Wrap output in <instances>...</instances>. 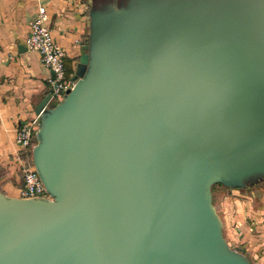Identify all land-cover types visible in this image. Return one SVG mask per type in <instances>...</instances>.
I'll return each mask as SVG.
<instances>
[{"label": "water", "instance_id": "95a60500", "mask_svg": "<svg viewBox=\"0 0 264 264\" xmlns=\"http://www.w3.org/2000/svg\"><path fill=\"white\" fill-rule=\"evenodd\" d=\"M39 113L50 197L0 188V264H254L213 184L264 180V0H91Z\"/></svg>", "mask_w": 264, "mask_h": 264}, {"label": "crops", "instance_id": "0c3cea01", "mask_svg": "<svg viewBox=\"0 0 264 264\" xmlns=\"http://www.w3.org/2000/svg\"><path fill=\"white\" fill-rule=\"evenodd\" d=\"M90 2L0 0V188L6 193L19 195L23 183L16 127L36 115V106L48 94V71L39 55L25 46L30 18L38 5H45L48 27L65 51L66 74L71 78L89 35ZM213 201L226 238L254 264H264V180L250 186L224 185L213 190Z\"/></svg>", "mask_w": 264, "mask_h": 264}, {"label": "built area", "instance_id": "2783aa9c", "mask_svg": "<svg viewBox=\"0 0 264 264\" xmlns=\"http://www.w3.org/2000/svg\"><path fill=\"white\" fill-rule=\"evenodd\" d=\"M47 11L43 4L38 5L29 21L30 33L25 41L28 50L39 55L41 65L48 75L46 88L50 94L46 105H53L65 95L73 85V81L66 74L65 51L54 40L47 23ZM39 113L28 122L16 127L15 139L22 152H20L21 168L23 170V183L19 187L20 196L42 195L50 197L45 185L36 171L31 149L36 141L35 130L38 124Z\"/></svg>", "mask_w": 264, "mask_h": 264}, {"label": "rangeland", "instance_id": "374dc122", "mask_svg": "<svg viewBox=\"0 0 264 264\" xmlns=\"http://www.w3.org/2000/svg\"><path fill=\"white\" fill-rule=\"evenodd\" d=\"M224 185L223 184H221V183H214L213 184V187H212V190H214V191H217V189H219V188H222ZM215 197V196H214ZM216 199V198H215ZM214 201H216V200H214ZM215 203V202H214ZM229 241V243L233 246V247H235V248H238V247H236V244H235V242H233V240H231V238H230V240H228ZM239 249V248H238Z\"/></svg>", "mask_w": 264, "mask_h": 264}, {"label": "trees", "instance_id": "16d2710c", "mask_svg": "<svg viewBox=\"0 0 264 264\" xmlns=\"http://www.w3.org/2000/svg\"><path fill=\"white\" fill-rule=\"evenodd\" d=\"M30 154V157L29 158H32V153H29ZM218 212H219V210H218ZM220 213V212H219ZM221 215V214H220Z\"/></svg>", "mask_w": 264, "mask_h": 264}]
</instances>
